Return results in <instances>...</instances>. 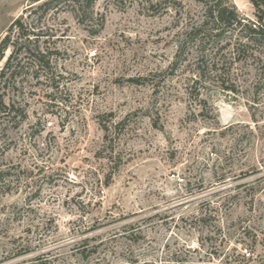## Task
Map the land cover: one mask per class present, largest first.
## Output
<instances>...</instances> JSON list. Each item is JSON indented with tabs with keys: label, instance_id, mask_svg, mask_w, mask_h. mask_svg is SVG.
I'll list each match as a JSON object with an SVG mask.
<instances>
[{
	"label": "rangeland",
	"instance_id": "374dc122",
	"mask_svg": "<svg viewBox=\"0 0 264 264\" xmlns=\"http://www.w3.org/2000/svg\"><path fill=\"white\" fill-rule=\"evenodd\" d=\"M232 2L264 25V0ZM38 5L0 0V40L22 14L35 35L11 41L44 56L0 79V264H264V76L164 73L203 6Z\"/></svg>",
	"mask_w": 264,
	"mask_h": 264
},
{
	"label": "trees",
	"instance_id": "16d2710c",
	"mask_svg": "<svg viewBox=\"0 0 264 264\" xmlns=\"http://www.w3.org/2000/svg\"><path fill=\"white\" fill-rule=\"evenodd\" d=\"M66 0H32L39 3L37 8H46L53 4H61ZM91 3L93 0H83ZM204 8V15L198 24L182 34L176 44L173 59L167 75L176 76L184 83L187 93H207L213 82L224 92L235 93L238 88L231 69L234 66H251L255 75L264 76V25L242 17L232 0H196ZM22 14L12 20L7 33L0 40V61L4 51L11 47L4 67L0 71V79L4 69L16 52L24 49L37 55L38 65H42L43 54L34 44L30 48L25 43L11 41V33L16 30L18 37L35 31L27 28ZM37 35V34H36ZM37 39V38H36ZM29 42V41H28ZM44 65L49 66L48 62ZM165 79L163 78V82ZM55 84V81H53ZM144 264V263H143Z\"/></svg>",
	"mask_w": 264,
	"mask_h": 264
},
{
	"label": "built area",
	"instance_id": "2783aa9c",
	"mask_svg": "<svg viewBox=\"0 0 264 264\" xmlns=\"http://www.w3.org/2000/svg\"><path fill=\"white\" fill-rule=\"evenodd\" d=\"M178 180H179V181H183V179H182V178H179Z\"/></svg>",
	"mask_w": 264,
	"mask_h": 264
}]
</instances>
